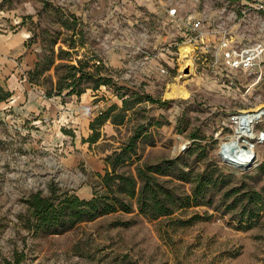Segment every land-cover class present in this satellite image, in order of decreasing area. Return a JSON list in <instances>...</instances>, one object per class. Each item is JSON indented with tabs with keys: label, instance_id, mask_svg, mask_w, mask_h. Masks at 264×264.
<instances>
[{
	"label": "rangeland",
	"instance_id": "rangeland-1",
	"mask_svg": "<svg viewBox=\"0 0 264 264\" xmlns=\"http://www.w3.org/2000/svg\"><path fill=\"white\" fill-rule=\"evenodd\" d=\"M138 1L0 0V11L9 15L0 18V28L19 20L16 31L27 35L23 43L34 53L29 82L62 104L83 100L90 122L107 111L106 120L94 122L91 129L89 122L79 136L70 121L62 126L72 137L68 149L45 146L44 135L50 132L33 119L17 120L9 112L0 116V264H15L17 257L18 264H264V210L246 222L238 218L237 208L222 206L218 194L212 204L189 205L155 219L133 205L131 212L83 220L57 233L29 225L25 199L31 193L89 199L96 174L110 170L122 148L124 161L115 165L117 173L135 175L139 165L160 166L165 178L185 193L190 184L174 178L179 171L213 165L233 177L230 185L240 192L264 185V144L244 170L220 163L216 155L219 142L232 132V115L264 109V76L248 90L235 76L226 77L220 61L214 63L221 28L247 40L262 38L264 10L259 7L264 0H181L205 25L215 19L210 27L214 38L196 43L206 51L202 58L179 56L171 65L153 55L180 42V30L164 23L139 26ZM164 1L167 7L178 0ZM242 2L251 11L241 21ZM218 16L225 23L216 24ZM154 63L168 73L152 70ZM188 63L193 72L183 76ZM175 82L188 91L187 98L166 96ZM59 83L67 87L60 94ZM0 85L7 91L1 80ZM262 130L264 119L255 125L256 133Z\"/></svg>",
	"mask_w": 264,
	"mask_h": 264
},
{
	"label": "trees",
	"instance_id": "trees-1",
	"mask_svg": "<svg viewBox=\"0 0 264 264\" xmlns=\"http://www.w3.org/2000/svg\"><path fill=\"white\" fill-rule=\"evenodd\" d=\"M68 66L74 68L73 65ZM106 83L107 79L105 78L102 84ZM99 84L98 81L95 88ZM64 88L67 87L63 83H59L58 94ZM81 92L82 90L79 89L76 94L80 95ZM72 93L74 91L71 90L66 94ZM10 95L11 93L3 91L0 85V102L6 100ZM106 119L107 111L90 122L89 128H94V122ZM94 139V137H90L89 141ZM135 139L136 135L131 138L129 147ZM122 152L123 148L114 154L113 162L109 163L110 170H105L103 174H96L97 182L92 186L93 193L89 199L68 193L57 197H44L39 192L31 193L25 199L31 215L29 225L35 230L45 228L57 233L83 220H92L118 211L131 212L133 205L138 213L155 219L169 216L174 211L189 205L212 204L216 194H218V201L222 206L226 205L231 209L237 208L238 218L244 219L246 222L252 221L260 214L261 210H264V185L259 189L250 188L240 192V188L230 185L233 177L213 165L212 169L199 171L186 172L181 169L174 178L189 182V193H185L179 191V185L174 184L172 178H165L164 170L166 169H162L160 166L142 164L136 167L135 175L124 172L117 173L114 170L115 165L124 161ZM110 157L108 156L107 159ZM173 162V160L170 161V163ZM229 198L231 201L227 203L226 200ZM18 261L19 257L16 258L15 264H18Z\"/></svg>",
	"mask_w": 264,
	"mask_h": 264
},
{
	"label": "built area",
	"instance_id": "built-area-1",
	"mask_svg": "<svg viewBox=\"0 0 264 264\" xmlns=\"http://www.w3.org/2000/svg\"><path fill=\"white\" fill-rule=\"evenodd\" d=\"M246 4L247 3L242 2L241 9L239 10L242 17L241 21L249 14L250 7L246 6ZM259 8L264 10V4L261 3ZM3 17H7L6 13L0 11V18ZM204 21L205 19L195 15L192 9L189 10L184 8L181 0L167 6L163 23L171 28H178L181 32L182 40L180 42L174 41L168 44V46L161 47L153 57L158 58V54L165 53L166 58H163L164 61L167 63V60H170L174 63V59L180 56L179 45L183 42H188L193 46V50L188 52L183 58L189 56H193L197 59L202 58L203 55L206 54V51L199 49L196 43L198 41L203 42L204 39L208 41L211 40L210 38H214L210 27L215 19L210 17L206 20V25ZM221 23H225L224 16H218L216 24L221 25ZM18 24L19 20H15L11 22L10 25L0 30H2V32L8 29L13 31ZM239 24H241V22H239ZM216 34L218 40V53L215 55L214 63L217 64L220 61L221 70L225 72V75H227L226 77L230 74L235 76V80L238 81V83H246L248 90L254 88L260 82L262 76H264V69L261 67V63L264 61V35H262L260 39L247 40L242 33L235 30H225L224 27L216 32ZM172 45H174V47ZM158 71L161 74L168 73V69L161 65ZM247 77L248 79H246ZM230 82L233 83L232 81ZM260 112L264 114V109L260 108ZM245 113L249 114V112H243L231 116L229 122L231 123L230 127L232 132L219 142L216 151L220 163L243 170L249 163H251L250 166H252L256 158L257 148L264 144V130L259 133L255 132L256 134L252 138L244 134L239 135L238 129L242 128L238 125V121ZM236 127L238 129H236ZM226 144H231V147H225ZM241 149L245 151V154L241 151L242 154L237 155L241 156V158L236 161L233 160L232 154L237 151L239 152ZM248 155L254 156L252 162H250V159L247 157Z\"/></svg>",
	"mask_w": 264,
	"mask_h": 264
},
{
	"label": "crops",
	"instance_id": "crops-1",
	"mask_svg": "<svg viewBox=\"0 0 264 264\" xmlns=\"http://www.w3.org/2000/svg\"><path fill=\"white\" fill-rule=\"evenodd\" d=\"M165 3L164 0H139L135 10L138 25L155 28L158 23H163L166 12ZM7 14L6 16L9 17ZM14 21L12 19V22ZM2 25L4 24H0ZM17 28L18 26L13 31L0 30V80L11 93L6 100L0 102V116L9 112L8 115L17 120L33 119L32 123L39 124L37 126L40 128L44 126L50 132V135H44L45 140L42 142L45 146L48 144V146H61V149H68L69 145L65 144L72 137L62 132V126L70 121L73 123L74 136L75 133L79 136L91 120V115L82 110L88 104H85L83 100L77 105L62 104L59 100L47 98L38 86L29 82L27 74L34 67V53L23 43L27 35L16 31ZM157 56L158 58H154H166L165 53ZM171 62L167 60L168 65H171ZM160 65L152 64V70L158 71Z\"/></svg>",
	"mask_w": 264,
	"mask_h": 264
},
{
	"label": "bare ground",
	"instance_id": "bare-ground-1",
	"mask_svg": "<svg viewBox=\"0 0 264 264\" xmlns=\"http://www.w3.org/2000/svg\"><path fill=\"white\" fill-rule=\"evenodd\" d=\"M179 50H180V57L183 58L188 52H191L193 50V46L188 43V42H183L179 45ZM189 61V60H186ZM188 65V74H191L193 72V66L192 64L188 63L186 64ZM187 74H184L183 76H186ZM189 95L188 91L180 84L178 83H172L170 85V90L168 92H166V96L169 98H187ZM253 113H245L244 115H242V117L240 118V120L238 121V125H240V127L242 129H238L236 127V129H238L239 135L244 134L247 137H254L255 136V125L258 121H261L262 119H264V114H262L260 112V108L259 106H256L253 109ZM225 147L230 148L231 144H226ZM243 151L242 149L238 152H235L232 154L233 156V160H237L239 158H241V156H237L242 154ZM243 153L245 154V151H243Z\"/></svg>",
	"mask_w": 264,
	"mask_h": 264
},
{
	"label": "water",
	"instance_id": "water-1",
	"mask_svg": "<svg viewBox=\"0 0 264 264\" xmlns=\"http://www.w3.org/2000/svg\"><path fill=\"white\" fill-rule=\"evenodd\" d=\"M188 70H189V69H188V65H186V66L183 68L182 75H184L185 73H188ZM247 157L250 159V162H252V161L254 160V156H253V155H248ZM250 165H251V163H249V164L245 167V169L248 168Z\"/></svg>",
	"mask_w": 264,
	"mask_h": 264
}]
</instances>
